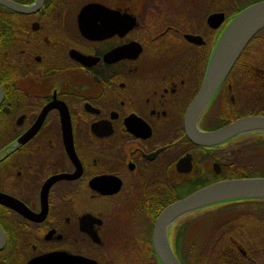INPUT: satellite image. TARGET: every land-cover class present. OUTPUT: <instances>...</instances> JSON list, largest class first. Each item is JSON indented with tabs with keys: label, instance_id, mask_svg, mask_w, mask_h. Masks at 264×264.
I'll list each match as a JSON object with an SVG mask.
<instances>
[{
	"label": "flooded vegetation",
	"instance_id": "af4514ba",
	"mask_svg": "<svg viewBox=\"0 0 264 264\" xmlns=\"http://www.w3.org/2000/svg\"><path fill=\"white\" fill-rule=\"evenodd\" d=\"M10 1L20 9L0 2V264H161L162 210L251 165V133L198 144L186 113L226 25L259 0ZM260 30L196 117L200 131L264 115ZM254 201L175 219L180 262L202 264L209 246L207 264H264Z\"/></svg>",
	"mask_w": 264,
	"mask_h": 264
},
{
	"label": "water",
	"instance_id": "95a60500",
	"mask_svg": "<svg viewBox=\"0 0 264 264\" xmlns=\"http://www.w3.org/2000/svg\"><path fill=\"white\" fill-rule=\"evenodd\" d=\"M20 9L10 0H0ZM264 26V0L238 11L218 38L204 79L186 113L188 136L198 144L218 145L243 133H264V115L239 117L211 131H200L195 122L210 97L236 62L250 39ZM236 199L264 200V176L226 178L193 191L166 206L156 219L152 242L161 264H181L174 255L167 229L179 216L196 209Z\"/></svg>",
	"mask_w": 264,
	"mask_h": 264
},
{
	"label": "trees",
	"instance_id": "16d2710c",
	"mask_svg": "<svg viewBox=\"0 0 264 264\" xmlns=\"http://www.w3.org/2000/svg\"><path fill=\"white\" fill-rule=\"evenodd\" d=\"M261 32L258 31L257 33ZM244 59L243 54H240L238 59L236 60L235 64H240L242 63V60ZM244 138H249L251 141V165L246 168H237L235 171L234 175L231 178H241V177H253V176H264V133H259V132H253L251 134H247L246 137ZM242 139V138H241ZM236 150V149H235ZM261 158V160H259ZM247 199H236V200H230L222 203H218L215 205L210 206L209 208H214L217 209V213L219 214L220 211L222 210H227L230 209L232 206L235 208L236 202H241ZM251 201V204L257 203L254 200H247ZM260 204H263L259 202ZM259 204V205H260ZM252 208V206H250ZM264 214V206H262L261 210ZM248 217H251L254 219L255 215L254 214H245L242 213L240 215L234 216L235 219H238L241 223H243ZM259 220L260 216L258 217ZM264 220V216H263ZM258 254L263 255L264 253V248H256L255 250ZM263 257V256H262Z\"/></svg>",
	"mask_w": 264,
	"mask_h": 264
},
{
	"label": "rangeland",
	"instance_id": "374dc122",
	"mask_svg": "<svg viewBox=\"0 0 264 264\" xmlns=\"http://www.w3.org/2000/svg\"><path fill=\"white\" fill-rule=\"evenodd\" d=\"M189 221V220H188ZM209 247V246H208ZM208 247L206 246V251H205V253H204V259H202L201 261H202V264H207V262L210 260V258H208ZM245 247H243V249H244ZM261 259V258H260ZM261 261H263L262 259H261Z\"/></svg>",
	"mask_w": 264,
	"mask_h": 264
},
{
	"label": "bare ground",
	"instance_id": "6f19581e",
	"mask_svg": "<svg viewBox=\"0 0 264 264\" xmlns=\"http://www.w3.org/2000/svg\"><path fill=\"white\" fill-rule=\"evenodd\" d=\"M247 200H255V199H247ZM210 206H212V205H210ZM208 207V206H207ZM202 208H205V207H202ZM200 209V208H199ZM190 213V212H189ZM189 213H186V214H189ZM171 248H172V246H171ZM172 251H173V253H174V255L176 256V254H175V252H174V250H173V248H172ZM177 257V256H176ZM177 259H178V257H177ZM179 260V259H178ZM180 261V260H179ZM181 263V262H180ZM182 264V263H181Z\"/></svg>",
	"mask_w": 264,
	"mask_h": 264
}]
</instances>
